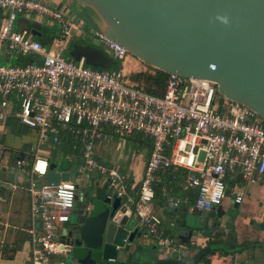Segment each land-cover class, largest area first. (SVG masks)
Instances as JSON below:
<instances>
[{"label": "built area", "instance_id": "1", "mask_svg": "<svg viewBox=\"0 0 264 264\" xmlns=\"http://www.w3.org/2000/svg\"><path fill=\"white\" fill-rule=\"evenodd\" d=\"M47 2L0 0V48L5 46L16 57L35 54L40 58L0 65V106L6 107L16 97L18 120L36 133L40 145H57L63 131L81 146V162L73 180L58 185L46 183L49 161L39 154V147L31 162L15 159V167L27 175L30 264H52V258L69 253L71 246L62 239L65 232L61 231L74 207L78 184L93 181L100 173L109 178L113 192L123 196V176L100 165L94 148L116 136L121 139L133 134L151 143L137 198L132 201L141 238L156 239L165 251L180 253L152 209L155 188L162 186L165 173L171 183L181 171L182 190L193 192V210L208 212L227 196L229 175L249 184L259 182L264 178V119L236 102L215 107V83L197 77L168 74L161 96L135 88L123 69L129 53L97 29L91 30L90 37L110 53L116 67L97 69L85 66L83 59H66L63 52L79 32V24ZM23 14L48 18L58 28L56 52L48 51L27 30H15L14 23ZM230 195L234 202L242 201L238 190ZM169 201L173 207L186 202L175 197ZM61 258L59 264H65Z\"/></svg>", "mask_w": 264, "mask_h": 264}, {"label": "water", "instance_id": "2", "mask_svg": "<svg viewBox=\"0 0 264 264\" xmlns=\"http://www.w3.org/2000/svg\"><path fill=\"white\" fill-rule=\"evenodd\" d=\"M71 1L92 9L99 18L95 29L142 63L167 74L211 81L219 96L264 119V0ZM27 29L32 36L40 35L31 26ZM63 55L75 62L83 59L85 66L97 69H108L112 63L101 49L79 40L69 43ZM55 168L49 164V185L69 179L68 172ZM79 200L76 194L75 201ZM128 210L112 189L93 201L87 215H81L61 236L73 247L68 260L72 264H134L132 259L145 258L138 222ZM220 210V206L210 210L203 219L194 210L181 214L175 223L179 244L187 246L207 232L209 219L220 218ZM250 245L264 247L259 242ZM201 258H160L151 264H194Z\"/></svg>", "mask_w": 264, "mask_h": 264}, {"label": "crops", "instance_id": "3", "mask_svg": "<svg viewBox=\"0 0 264 264\" xmlns=\"http://www.w3.org/2000/svg\"><path fill=\"white\" fill-rule=\"evenodd\" d=\"M48 4L53 9L64 11L69 19L79 24L80 30L74 36L72 42L78 39L82 44L99 48L104 52L90 37L91 30L95 29L99 20L92 9L71 0H48ZM28 16L29 19L26 18ZM49 21L48 18L23 14L17 17L14 28L16 31L28 30V26L29 28L31 26L32 29L40 33L39 36L31 35L32 38L39 41L42 45L47 43V46H43L48 50L51 43L56 40V34L53 33L51 28L58 30ZM1 55L6 62L5 65H9L10 61H13V64L10 65L40 61L39 56L35 54H30L32 56L20 55L16 57L5 46L0 48ZM110 59L112 63L108 69L118 65L112 57ZM123 69L127 77L131 74L145 71L142 62L136 58H132L130 55L124 62ZM0 114L3 115L0 119V264H30V243L26 233L29 226V202L26 192L27 175L15 167V159L22 157L31 162L40 144L37 143L36 133L19 122V105L16 97H11L6 107L0 106ZM66 133L61 131L59 138L61 134L64 135ZM124 139L141 144L142 147L148 150L146 157L138 153V150H134L133 146L126 149L123 138L120 139L117 136L110 141L101 142L107 143L104 144L103 148L111 149V145H115L116 150L114 153H111V161L106 164L98 161L97 147L101 143L95 146L94 152L100 165L115 169L123 176L122 185L125 193V188L129 182L134 184L139 183L151 143L148 138L136 134L126 136ZM72 147L73 150L76 149V147ZM78 147L81 154V146L79 145ZM47 160L49 161V158ZM61 160H66L69 163L72 161V158L69 155H65ZM79 162H81V157L78 160ZM74 163H76L75 160ZM112 165H118L120 169ZM74 167L77 169L78 166L74 165ZM55 171L59 173L68 172L69 174V171H60L57 166ZM97 174L101 175L100 173ZM182 175L183 173L180 171L177 178L169 183V174L165 173L164 183L161 187H158L160 195L155 196L152 202L153 211L161 218L162 227L167 235L176 240L177 250L180 253L165 251L156 239L143 240L140 236L139 240L141 241L142 249L148 248L160 254L155 260L151 261L150 259L149 264L159 261L160 258H182L183 260H188L198 255H201V257L205 255L209 256L210 264H264V247L250 245L255 242L264 243V178L255 184H249L243 182L239 176L229 175L227 177L229 193H227V196L220 205L222 211H219V225L212 226L214 224L212 222L216 219H209L208 231L204 235L198 234L197 239L189 241L187 246H182L179 244L177 238L175 223L181 214L187 210H193L191 208L193 192L182 190ZM103 177L106 180L105 183H109V178L107 176ZM86 183L93 187L102 186L100 185V181H95V179ZM82 185L83 183L81 185L78 184V190L79 186ZM163 189H165L166 195L163 194ZM235 189L242 193L243 198L240 203L234 202L233 197L230 195V192ZM169 197L185 199L186 202L173 207L169 201ZM128 211L134 217L133 212ZM199 213H201L202 219L207 214V212ZM66 224L62 227V233L65 232ZM170 229L176 232L175 237L171 235ZM212 250L215 251L212 252ZM67 256L68 254L60 258L65 261V264H72L70 262L72 260L69 259V261ZM131 261L133 262V259ZM146 262V257L141 260H134V263L146 264ZM194 264H204V262L201 258V260Z\"/></svg>", "mask_w": 264, "mask_h": 264}, {"label": "rangeland", "instance_id": "4", "mask_svg": "<svg viewBox=\"0 0 264 264\" xmlns=\"http://www.w3.org/2000/svg\"><path fill=\"white\" fill-rule=\"evenodd\" d=\"M27 19H29V16L28 17H26ZM43 21V20H42ZM17 25V24H16ZM51 26V25H50ZM51 30L53 31V33H55L56 34V40L55 41H53L52 43H51V45L48 47V51H50V52H52V53H54V52H56L57 50H58V48H59V32H58V30L57 29H55V28H51ZM85 39V38H84ZM76 40H78V39H76ZM87 40V39H86ZM85 40V41H86ZM87 42V41H86ZM88 43H90L89 41H88ZM104 53H106L107 54V56L109 57V58H111L112 56L110 55V53L109 52H107L106 50H104ZM132 58H134L132 55H130ZM0 64H2V65H5L6 64V62L3 60V58H2V55L0 56ZM9 65L10 64H13V61H10V63H8ZM142 65H143V67L145 68L144 70L145 71H147V72H152V69L148 66V65H146V64H144V63H142ZM130 76V75H129ZM128 79H129V77H127ZM214 104H215V107H217V108H219V107H226L227 105H228V100H226V99H224V98H222V97H220V96H218V95H216V97H215V102H214ZM125 138V137H124ZM123 138V142L125 143V148L126 149H129L130 147H134V150H138L139 152L138 153H140L141 155H143L144 157H146V155H147V153H148V150L147 149H145L144 147H142L141 146V144H137V143H135V141H128V140H126V139H124ZM128 142V143H127ZM131 142V143H130ZM127 143V144H126ZM104 144H107V143H101L98 147H97V159H98V161L100 162V163H102V164H106L107 162H109V161H111V153H114L115 152V150H116V148H115V145H111V149H108V148H103L104 147ZM39 154L40 155H42L43 157H47V158H50V159H53V160H55L56 162H59L61 159H63L64 158V155H63V153L61 152V150H60V148H59V145H53V144H48V143H42L41 145H39ZM140 154H139V156H140ZM114 159V158H113ZM200 159L202 160L203 159V156H202V154H201V157H200ZM76 161V160H75ZM113 167H118L117 169H120V167L118 166V165H112ZM75 168V167H74ZM71 169V170H69V175H70V180H73V175H74V173H75V169ZM122 171V170H121ZM123 172V171H122ZM93 178L95 179V181H100V185H104V183H105V178L103 177V176H101V175H99V174H95L94 176H93ZM134 185V183H131V182H129V184H128V186H133ZM93 189H94V187L93 186H91L90 184L88 185L86 182L85 183H83V185L82 186H79V190L77 191V194L79 195V198L82 200V198L84 197V195L85 194H87V193H89V195H91V193H92V191H93ZM135 196H136V198H137V193H135ZM80 201V200H79ZM79 201L77 202V201H75V206L77 205V203H79ZM26 211V210H25ZM69 217H70V219H73L72 218V215H71V213H70V215H69ZM170 231V233H171V235H173L174 237H175V235H176V232L174 231V230H169ZM176 241V240H175ZM178 242V241H177ZM177 245V244H176ZM144 250V252H143V254H144V256L146 257V260H147V262H146V264H149L150 263V259H151V261H153V260H155L157 257H159L160 256V254H158V253H155L154 251H151V250H149L148 248H144L143 249ZM171 256V255H170ZM183 256H184V254H183ZM59 262H60V259H59V257H54V258H52V264H59ZM132 263H134V260H133V262ZM134 264H141V263H134Z\"/></svg>", "mask_w": 264, "mask_h": 264}, {"label": "trees", "instance_id": "5", "mask_svg": "<svg viewBox=\"0 0 264 264\" xmlns=\"http://www.w3.org/2000/svg\"><path fill=\"white\" fill-rule=\"evenodd\" d=\"M43 45L47 46V43H44ZM30 56H32V55H30ZM151 69H152V72L141 71V72L131 74L129 76V81L135 86V88H137L143 92H146V93L154 95V96H161L164 92L165 83H166L168 74L165 72H161L159 70L153 69V68H151ZM216 95H218V93H216ZM60 136H61L60 141L57 145H59V148H60L61 152L63 153V155L64 156L69 155L72 158V161L69 163L66 160H61L59 162H56L55 160L49 158V162L51 164H54L55 166H57L60 171H64V170L69 171V170L73 169L74 165L78 166V164L80 163V162L78 163V160L81 157L79 147H78L79 145H75V144L73 145V138L70 137L69 133L68 134L66 133L64 135L61 134ZM72 146H76V149L73 150ZM74 160H76V163H74ZM183 175H184V173H183ZM177 176H178V174H177ZM177 176H176V178H177ZM226 183H227V179H226ZM227 193H229L228 189H227ZM158 195H160V192H159V188L156 187L155 188V196L157 197ZM214 251L215 250H212V252H214ZM208 257L209 256H206V255L202 257L204 264H210Z\"/></svg>", "mask_w": 264, "mask_h": 264}, {"label": "flooded vegetation", "instance_id": "6", "mask_svg": "<svg viewBox=\"0 0 264 264\" xmlns=\"http://www.w3.org/2000/svg\"><path fill=\"white\" fill-rule=\"evenodd\" d=\"M135 185L136 184H134L131 187L130 186H126L125 193L123 194V196H121V198L123 199L124 203L128 204L129 210L131 212H133V203H132V201L135 202V200H136L135 193H138V191L134 192ZM110 189H111V187H110L109 183L107 182V183H105L104 185H102L100 187L99 186L94 187L91 195H89V193L85 194L84 197L82 198V200L80 199L79 203H77L76 206H75V202H74V207H73L72 211H77V212L78 211H80V212L82 211V214L76 216V215H74L71 212V215H72L73 219H70V217H69V220H68V222L66 224V228L73 227L76 224V222L79 220L81 215H84V216L87 215L86 214V210L91 207L93 201L102 199L103 196H104V193L108 194ZM84 201H86V202H84ZM216 208L217 207L213 208L212 210L214 211V210H216ZM219 220L220 219H216L212 223H214V225H217V224L220 223ZM188 232H189V230H186V233H188ZM204 234L205 233L200 234V235H204ZM72 249H73V247L71 246L70 251H72Z\"/></svg>", "mask_w": 264, "mask_h": 264}]
</instances>
